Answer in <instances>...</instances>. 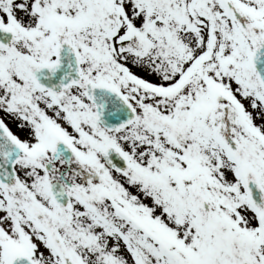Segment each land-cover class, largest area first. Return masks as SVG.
<instances>
[{"label": "snow or ice", "instance_id": "1", "mask_svg": "<svg viewBox=\"0 0 264 264\" xmlns=\"http://www.w3.org/2000/svg\"><path fill=\"white\" fill-rule=\"evenodd\" d=\"M0 264H264V0H0Z\"/></svg>", "mask_w": 264, "mask_h": 264}]
</instances>
